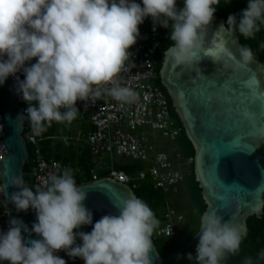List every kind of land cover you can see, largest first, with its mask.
Segmentation results:
<instances>
[{
	"label": "clouds",
	"instance_id": "1",
	"mask_svg": "<svg viewBox=\"0 0 264 264\" xmlns=\"http://www.w3.org/2000/svg\"><path fill=\"white\" fill-rule=\"evenodd\" d=\"M219 0H0V85L12 76L16 91L27 103L25 117L35 135L53 122L71 123L78 116L77 101L100 97L93 86L105 89L117 101L131 103L136 92L121 86L117 75L131 56L140 36L139 26L151 17L155 25L171 27L173 42L164 57L175 66L193 69L204 51L207 28L214 19ZM239 18V19H237ZM159 21V23H157ZM171 22V24H170ZM264 24V0H248L238 16L229 15L220 30L254 38ZM226 55L234 59L229 51ZM236 59L239 69L254 60V53L241 45ZM36 60L35 63L28 62ZM23 72L24 79L17 73ZM203 79L204 76L202 75ZM63 109V111H62ZM11 185L19 191L7 193ZM3 195L17 211L32 209L37 222L31 229L13 218L6 232L0 231V261L10 264H67L56 255L64 250L85 264H153L152 236L160 221L141 198L130 195L114 204L118 214L102 216L90 233L76 232L93 224V213L84 204L88 193L77 184L73 170L52 173L43 187H28L23 173L12 174L3 184ZM227 205V197L221 196ZM22 232L41 239H26ZM248 229L243 223L225 220L216 211L200 217L196 264H223L240 251ZM77 237L82 244H77ZM264 259V250L259 253ZM244 264H254L246 257Z\"/></svg>",
	"mask_w": 264,
	"mask_h": 264
},
{
	"label": "water",
	"instance_id": "2",
	"mask_svg": "<svg viewBox=\"0 0 264 264\" xmlns=\"http://www.w3.org/2000/svg\"><path fill=\"white\" fill-rule=\"evenodd\" d=\"M221 24L226 26L225 19L214 15L207 28L204 51L197 64L201 74L175 66L164 58L160 77L195 146L196 177L208 205L206 211H216L225 220L232 218L247 226L249 215L264 212V63L254 57L252 62L237 69L238 50L243 43L237 31L230 34L226 29L220 30ZM229 51L234 59L227 57ZM0 111L7 147V153L2 154L4 184L10 175L23 173L24 176L25 168H32L24 134L27 118L12 76L0 85ZM79 186L88 193L84 204L93 213V224L82 225L77 232L90 233L102 216L118 214L114 204L130 195L137 197L129 183L108 177ZM19 190L9 185L8 196ZM221 196L227 197V205L221 201ZM4 202L6 207L12 208L9 221L13 218L23 220L29 229L37 222V214L32 209L17 211L5 196ZM199 230L167 256L159 252L152 236L153 264H171L199 240ZM22 235L26 239H41L35 233L29 236L22 232ZM77 240L83 243L79 237ZM0 264L10 262L0 261Z\"/></svg>",
	"mask_w": 264,
	"mask_h": 264
},
{
	"label": "built area",
	"instance_id": "3",
	"mask_svg": "<svg viewBox=\"0 0 264 264\" xmlns=\"http://www.w3.org/2000/svg\"><path fill=\"white\" fill-rule=\"evenodd\" d=\"M136 2L142 5V0ZM182 2L183 0H177V6ZM139 29L140 36L137 38V43L129 50L131 56L116 77L121 86L130 87L136 92L135 100L131 103L115 100L104 91L112 85L104 84L93 86L94 89L97 87L101 89L100 97L90 94L85 100L77 101V108L82 114L88 115L91 124V129L83 134L94 154L90 181L108 177L130 183L131 176L124 169L117 167V158L125 157L145 165L138 171L135 179H150L155 188L165 194L176 195L181 190L186 174L169 150L159 148V142L162 138L176 141L182 133V127L173 116L167 93L161 84L155 82L158 75L157 42L163 35L168 36V28L157 24L154 30L153 19L148 17ZM35 62L36 60L33 59L28 64ZM17 75L21 79L24 74L20 72ZM22 105L25 112L28 105L23 99ZM4 134L0 111V189L3 187L2 154L7 153ZM24 134L29 148L32 147L30 159L34 172L31 186L33 190L37 186L43 187L48 176L56 173L60 168L70 167L72 170H81L82 166L72 160L64 162L45 156L43 141L48 138L47 131L35 135L27 120ZM78 134V139H81L82 132ZM173 151H176L175 147ZM177 157L180 158L181 154L177 153ZM101 171H106V175L101 176L99 174ZM11 211L12 208L6 207L3 192L0 190V231H7ZM176 212L174 207L167 208L166 220L157 230V236L172 235L176 231V223L181 220V216L175 219ZM56 255L65 259L67 264L84 263L79 257H69L64 250L57 252Z\"/></svg>",
	"mask_w": 264,
	"mask_h": 264
},
{
	"label": "trees",
	"instance_id": "4",
	"mask_svg": "<svg viewBox=\"0 0 264 264\" xmlns=\"http://www.w3.org/2000/svg\"><path fill=\"white\" fill-rule=\"evenodd\" d=\"M248 0H219L215 15L220 18H224L227 24L229 15H237L247 7ZM177 7H183V2ZM239 19V18H237ZM171 27L168 28V36L163 35L157 42V58H158V75L155 78L157 84H161L165 92L169 97L173 116L179 122L182 127V133L176 141H169L166 148L172 151L173 157L179 167L185 172L186 179L181 186V190L176 195L165 194L160 189L154 187L153 182L150 179L140 180L135 179L136 174L139 170L145 167L142 162L134 161L129 158H125L121 162L117 163V167L130 172L131 176L130 185L134 188L137 197L144 200L150 208L154 211L156 218L160 221L158 229L162 227L163 222L166 220L165 212L168 207H174L176 209V218L185 216L186 222L182 226V234L178 233V226L180 222L176 223L177 229L172 235H160L157 236L156 229L153 233L155 244L159 252L163 256H167L174 252L181 245L189 241L200 229V217L206 211L207 203L204 199L202 187L196 177L195 171V155L196 149L192 140L188 137L185 127L180 120V117L175 110L172 98L167 92L165 86H163L160 77V69L164 61V53L168 47L172 45L170 39ZM238 32V31H237ZM167 35V34H166ZM239 38L243 45L250 47L254 53V57L263 61L264 63V24L260 26V31L257 32L254 38L245 39L239 34ZM21 79H24V75ZM63 111V109H62ZM82 116L79 111L78 116L70 124L53 122L50 127H47L48 138L43 141V152L48 158H57L64 162L72 160L73 162L82 166L81 170H73L74 178L77 184L89 182L92 179L91 168L94 166V154L92 147L84 139H78L77 136L73 137V131L75 122ZM88 125H82L79 130L87 132ZM78 133V132H77ZM72 136V138H71ZM173 142V143H172ZM172 143V144H170ZM175 143V145H173ZM176 146V151H173L172 146ZM163 145L161 146V148ZM165 147V146H164ZM163 149V148H162ZM166 150V149H165ZM32 154V147L30 146ZM177 153L181 154V157H177ZM193 158L192 161L185 166V163L189 158ZM63 168L57 170V174L62 173ZM101 176L106 175V171L99 172ZM24 178L30 186H32L34 180L33 169L27 166L24 170ZM135 184V185H134ZM174 199V201H172ZM247 229L248 234L243 239L239 253L236 255H230L223 264H244L246 257H251L254 264H264V259L259 257V253L264 250V212L260 214H251L247 217ZM76 231V230H75ZM77 232V231H76ZM77 244H79L78 240ZM199 240L193 245L183 251L173 261L179 264H196L195 259L192 261L188 260L187 254L192 253L193 257L196 255V246ZM173 262L171 264H173ZM78 264V263H72Z\"/></svg>",
	"mask_w": 264,
	"mask_h": 264
},
{
	"label": "rangeland",
	"instance_id": "5",
	"mask_svg": "<svg viewBox=\"0 0 264 264\" xmlns=\"http://www.w3.org/2000/svg\"><path fill=\"white\" fill-rule=\"evenodd\" d=\"M80 118H82V117H79V119ZM77 123H75V126H74V128H76L74 131H73V137H75V136H77V134L80 132V131H78V128H79V126H77L76 125ZM78 132V133H77ZM72 136H71V138H72ZM173 143V142H172ZM172 143H170V144H172ZM168 144H169V141L167 140V139H164V138H162L161 139V141L159 142V148L160 149H166V150H168L167 148H166V146H168ZM163 145V147L161 148V146ZM173 145H175V143L173 144ZM173 145H171L172 146V149H174V147H176V146H173ZM165 146V147H164ZM170 151V150H169ZM171 153H173L172 151H171ZM124 160V158L123 157H118L117 158V162H121V161H123ZM190 160V159H189ZM192 160H190V161H187L186 163H185V166L187 167V165H189V163L191 162ZM187 164V165H186ZM172 201H174V199H172ZM185 222H186V219H185V216H183V219H182V221L180 222V224H179V226H178V233L179 234H182V226L185 224ZM173 264H179V263H177V262H173Z\"/></svg>",
	"mask_w": 264,
	"mask_h": 264
},
{
	"label": "crops",
	"instance_id": "6",
	"mask_svg": "<svg viewBox=\"0 0 264 264\" xmlns=\"http://www.w3.org/2000/svg\"><path fill=\"white\" fill-rule=\"evenodd\" d=\"M83 115V117L82 116H80V117H82V118H80V119H78L75 123H77L76 125L77 126H79V128L82 126V125H88L89 126V128L87 129V132L91 129V124H90V121H89V117H88V115H84V114H82ZM80 132H82V136H81V138L82 139H84L87 143H88V141L86 140V138L83 136V134L85 133L84 131H82V130H79ZM86 132V133H87ZM78 135L79 134H77V137H78ZM89 144V143H88ZM91 146V145H90ZM118 163V162H117Z\"/></svg>",
	"mask_w": 264,
	"mask_h": 264
},
{
	"label": "bare ground",
	"instance_id": "7",
	"mask_svg": "<svg viewBox=\"0 0 264 264\" xmlns=\"http://www.w3.org/2000/svg\"><path fill=\"white\" fill-rule=\"evenodd\" d=\"M121 158V157H120ZM126 171V170H125ZM128 174L130 173V172H127ZM131 174V173H130ZM158 229V228H157Z\"/></svg>",
	"mask_w": 264,
	"mask_h": 264
},
{
	"label": "flooded vegetation",
	"instance_id": "8",
	"mask_svg": "<svg viewBox=\"0 0 264 264\" xmlns=\"http://www.w3.org/2000/svg\"><path fill=\"white\" fill-rule=\"evenodd\" d=\"M164 86V85H163Z\"/></svg>",
	"mask_w": 264,
	"mask_h": 264
}]
</instances>
